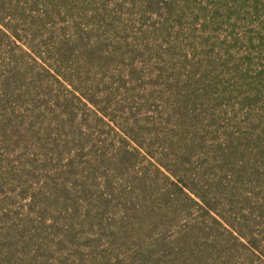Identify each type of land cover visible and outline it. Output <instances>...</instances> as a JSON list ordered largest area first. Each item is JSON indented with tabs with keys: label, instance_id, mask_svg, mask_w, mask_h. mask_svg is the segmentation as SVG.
I'll list each match as a JSON object with an SVG mask.
<instances>
[{
	"label": "trees",
	"instance_id": "obj_1",
	"mask_svg": "<svg viewBox=\"0 0 264 264\" xmlns=\"http://www.w3.org/2000/svg\"><path fill=\"white\" fill-rule=\"evenodd\" d=\"M123 3L0 0V264H264V0Z\"/></svg>",
	"mask_w": 264,
	"mask_h": 264
},
{
	"label": "snow or ice",
	"instance_id": "obj_2",
	"mask_svg": "<svg viewBox=\"0 0 264 264\" xmlns=\"http://www.w3.org/2000/svg\"><path fill=\"white\" fill-rule=\"evenodd\" d=\"M100 3H104L106 6L108 4V0H99ZM203 2L205 4H207L209 2V0H203ZM116 3L120 6V7H124V3L123 0H116ZM153 3V0H130L129 3V7L135 6V5H144V4H151ZM115 6V5H113ZM3 138L0 137V140H2ZM0 150H3L2 145H0ZM15 150V149H14ZM29 149L27 146H25L23 149H21V152L17 154V161L20 160L21 155H27ZM33 155H37L36 152H33ZM28 163L33 164V165H37L39 167H45V165L43 164H39L38 161L36 160H30L28 161ZM53 167H55V165H53ZM35 174V173H33ZM62 174V173H61ZM37 180L40 179L39 175H36ZM0 182H2V177H0ZM44 187H47V184L44 185ZM61 187H66V186H61ZM43 191V188L41 189H36L34 192V196L37 199L38 204L40 205L39 207L37 206V204L32 205V213L29 214H37L39 215L41 218L44 217L45 213L52 215V221L58 220L59 219V214H53L52 213V208H54L56 206V204L59 202L60 198H61V193H57L56 197L54 199L49 198L47 203H44L42 201L39 200L40 197V193ZM52 221H48V224H52ZM54 226V225H53ZM62 243H66L64 241L63 238H60Z\"/></svg>",
	"mask_w": 264,
	"mask_h": 264
}]
</instances>
